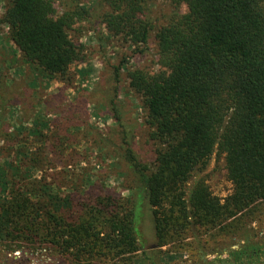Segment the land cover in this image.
Here are the masks:
<instances>
[{"label": "trees", "instance_id": "1", "mask_svg": "<svg viewBox=\"0 0 264 264\" xmlns=\"http://www.w3.org/2000/svg\"><path fill=\"white\" fill-rule=\"evenodd\" d=\"M62 1L65 9L58 12L54 0H9L0 25H6L27 63L66 82L70 66L88 57L79 37H70L78 33L77 23L96 17L130 46L145 45L153 29L147 0H94V14L90 0ZM169 1L175 5L154 31L162 69L127 72L128 87L145 112L154 158L149 165L141 163L122 131L109 140L130 168L129 195L89 182L73 206L68 198L57 199L41 177L0 173L6 192L0 203V243L16 244L13 250L21 248L18 243L50 250L61 264H96L108 257L126 264L136 252L144 253L134 226L140 200L143 211L145 204L149 208L158 250L182 242L193 229L232 233L231 223L264 209V0ZM179 4L186 5L184 14ZM117 70L113 89L104 95L120 128L112 99ZM215 150L233 186L223 202L201 178L188 185ZM263 251L246 240L216 261L238 264L244 257L258 259Z\"/></svg>", "mask_w": 264, "mask_h": 264}, {"label": "rangeland", "instance_id": "2", "mask_svg": "<svg viewBox=\"0 0 264 264\" xmlns=\"http://www.w3.org/2000/svg\"><path fill=\"white\" fill-rule=\"evenodd\" d=\"M9 0H0V18ZM87 1V0H84ZM89 1V0H88ZM95 1L87 3L93 14ZM175 4L169 0H147V12L153 29L147 43L130 46L121 37H113L92 18L76 24L80 43L88 48L84 61L70 66L68 82L48 76L29 64L9 40L5 24L0 25V173L6 177L31 176L43 180L58 199H69L76 206L83 188L94 182L108 192L129 195L125 189L132 185L128 164L110 148L111 137L120 138L124 132L133 154L149 165L154 158V145L149 141L145 112L140 99L128 87L127 72L143 68L150 73L162 69L154 31L164 15ZM55 9H65L62 0H54ZM178 10L184 14L185 4ZM104 8L102 9V11ZM121 65V67H119ZM118 68L116 93L112 97L121 127L107 110L104 91L113 89V71ZM108 84L106 86V84ZM105 84V85H104ZM100 86L98 90L94 89ZM119 143H117L118 145ZM32 166V167H31ZM29 172V173H27ZM203 179L211 194L223 202L233 186L227 179L223 156L215 150L206 166L195 172ZM43 184V185H45ZM48 189V190H50ZM6 192L0 186V203ZM60 203H62L60 201ZM137 202L134 226L144 253L136 252L126 264H214L224 260L229 251H238L248 240L264 248V209L258 208L250 218L231 223L232 233L216 236L215 230L187 231L185 239L174 245L155 247L149 208ZM247 234V238L243 235ZM216 236L215 238L212 236ZM11 246V248L7 247ZM0 243V263L61 264V259L50 250L23 243ZM248 260V261H247ZM242 258L238 264H264V251L258 259ZM96 264H121L112 257L95 261ZM228 264V263H224Z\"/></svg>", "mask_w": 264, "mask_h": 264}]
</instances>
